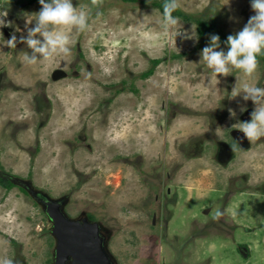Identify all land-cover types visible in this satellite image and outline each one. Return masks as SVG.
<instances>
[{
	"label": "rangeland",
	"instance_id": "rangeland-1",
	"mask_svg": "<svg viewBox=\"0 0 264 264\" xmlns=\"http://www.w3.org/2000/svg\"><path fill=\"white\" fill-rule=\"evenodd\" d=\"M163 1L73 0L88 27L72 29L68 54L33 65L26 45L0 39V260L55 262L53 222L31 190L98 222L114 264H264V136L232 127L255 105L229 98L239 80L264 87V61L251 78L215 77L198 34L216 18L235 35L255 13L250 0H178L177 30L196 42L163 31ZM41 7L0 0L14 24L4 39L26 35L25 14Z\"/></svg>",
	"mask_w": 264,
	"mask_h": 264
},
{
	"label": "clouds",
	"instance_id": "clouds-1",
	"mask_svg": "<svg viewBox=\"0 0 264 264\" xmlns=\"http://www.w3.org/2000/svg\"><path fill=\"white\" fill-rule=\"evenodd\" d=\"M228 3V0H227ZM41 9L36 13L25 14L26 35H20L19 27L10 38L5 40L2 31L0 39L7 47L14 49L17 43L26 45L31 52H23V60L33 65L38 61H47L56 54H68L70 51L72 29L83 31L88 27V13L73 6V0H39ZM178 7V0H165L161 27L165 33H175V38L192 39L198 42L195 31L191 33L177 30L178 17L172 15ZM250 7L255 13L250 16L244 27L235 35H229L225 41L227 51L221 49L219 35L211 34L210 43L201 50V61L212 70V75L228 76L234 70H239L244 76L251 78L257 68V56L264 53V0H250ZM7 12H0V30L14 27L12 21L6 19ZM29 25H32L31 27ZM42 38V39H41ZM220 49V50H217ZM243 93L242 100L252 101L255 105L250 113V120L232 125L244 134L248 141L264 136V87L254 83L239 80L232 89L230 99ZM230 118L237 113L228 109ZM246 111V106L240 107V112ZM219 215V213H218ZM0 264H11L10 260H0Z\"/></svg>",
	"mask_w": 264,
	"mask_h": 264
},
{
	"label": "water",
	"instance_id": "water-1",
	"mask_svg": "<svg viewBox=\"0 0 264 264\" xmlns=\"http://www.w3.org/2000/svg\"><path fill=\"white\" fill-rule=\"evenodd\" d=\"M30 193L40 201L53 222L57 239L54 264H114L106 249L101 226L87 218L70 219L62 210V200H50Z\"/></svg>",
	"mask_w": 264,
	"mask_h": 264
},
{
	"label": "trees",
	"instance_id": "trees-1",
	"mask_svg": "<svg viewBox=\"0 0 264 264\" xmlns=\"http://www.w3.org/2000/svg\"><path fill=\"white\" fill-rule=\"evenodd\" d=\"M97 2H100L102 0H96ZM123 1H133V0H123ZM165 0L163 2L157 3L158 7L163 11V6H164ZM174 14H181L180 11L178 9H176L175 11H173ZM217 19L216 18H211L210 20H200L198 22V34L201 37V39L210 42V35L211 34H216L219 35L220 37V42H221V47H225L227 49V45L225 43V41L227 40V37L229 35L222 33L217 25ZM257 59H261L264 61V53L260 54L257 56ZM159 62V59H155L153 61V65L152 67H150L146 72H144L142 74V76H148L150 73H152L153 71V66H155L157 63ZM3 182V184L6 186L7 189H10L12 186H14V184L11 181L8 180H1ZM21 190L24 191V189L22 188Z\"/></svg>",
	"mask_w": 264,
	"mask_h": 264
},
{
	"label": "flooded vegetation",
	"instance_id": "flooded-vegetation-1",
	"mask_svg": "<svg viewBox=\"0 0 264 264\" xmlns=\"http://www.w3.org/2000/svg\"><path fill=\"white\" fill-rule=\"evenodd\" d=\"M226 190V188H224ZM102 228V227H101ZM102 230V229H101ZM103 233V232H102Z\"/></svg>",
	"mask_w": 264,
	"mask_h": 264
}]
</instances>
